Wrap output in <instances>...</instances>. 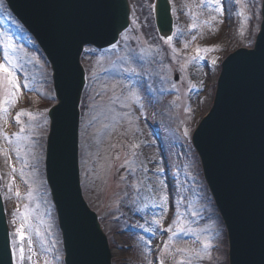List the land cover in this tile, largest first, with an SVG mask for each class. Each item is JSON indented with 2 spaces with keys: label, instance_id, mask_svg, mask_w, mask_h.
<instances>
[{
  "label": "rangeland",
  "instance_id": "1",
  "mask_svg": "<svg viewBox=\"0 0 264 264\" xmlns=\"http://www.w3.org/2000/svg\"><path fill=\"white\" fill-rule=\"evenodd\" d=\"M245 2L249 20L244 26L243 35L240 34L241 17L236 15L240 6L232 0H221L224 8L222 15H217L211 8L201 7L204 17L200 23L198 22V32L189 30L191 24L186 17L188 12L184 3L173 0L177 26L171 35L173 37L171 44L162 41L158 42L157 47L146 46L142 38L136 37L137 32L125 35L120 48L116 46L104 51H86L87 55L84 59L91 70L85 87L87 93L85 108H87L86 111L82 109L80 113L83 119L80 118L79 139L81 137L83 147L79 148L80 156H78L85 158L82 165L84 171H88L89 176L94 177L98 184H101L98 198H94V206L98 208L96 213L99 219L104 217L106 222H111L105 234L109 244L112 245L110 248L113 249L112 264H132L129 256L135 255L146 259L145 264L149 262L159 264L162 256L164 264H173L171 257L161 252L164 242L169 241L170 236L172 240L175 239V244L171 243L172 240L169 241L170 250L175 248L180 240H187L190 244H200L196 239L197 235L201 239L207 238L211 245L215 243L214 240L225 238V230L219 217L212 213L213 203L202 181L198 158L188 139L192 132L191 120L196 121L197 115L200 118L211 105L220 70L219 65L223 57L228 51L233 52L238 47H251L253 44L260 23L261 0H245ZM139 4L140 9L147 15L153 13L152 0H143ZM3 6L4 3L0 0V62L6 63L3 60L4 43L5 37H8L15 45V51L8 50V54L18 65L14 71L21 90L15 105L9 107L4 120H0V130L15 144L17 137L12 134L18 133V130L14 128L16 114L11 112L12 109L25 107L28 103L37 107L42 103L54 102V96L48 64L15 19L9 14H2ZM212 16H216L217 19L212 21ZM193 36L196 39H193ZM185 44L188 46L185 47ZM210 46L218 47L219 51L201 53L203 59L190 60V57L197 55L195 51L197 47ZM213 59L216 61L214 65ZM125 68H134L135 74L125 72ZM174 75L179 77L176 82ZM25 83L29 85L28 88L22 87ZM192 85H195V88L191 87ZM142 86L145 87V92ZM130 91L139 94V102L131 98L124 100V97L129 96ZM4 97V87L0 85V99ZM122 102L127 103L128 106L123 107ZM133 105L137 106L135 110L138 115L133 111ZM144 113L154 122L153 124ZM34 119L31 120L37 121V128L31 126L32 137L45 136V114H38ZM160 119L162 123L164 121L162 125L168 127L165 124L167 121L173 133L178 134L179 139H174L177 141L173 142L172 149H166L167 137L163 140L159 134L162 127L155 129L157 123V126H161ZM119 124L134 128L133 141L130 142L128 149L122 150L114 142L115 139H111L112 151L107 155L108 150L105 146L110 143L105 144L108 140L107 136L111 138L115 132L112 129ZM106 127L111 129L105 130ZM185 130L188 131L187 136L184 135ZM97 144L101 145V154L94 161L95 157L91 155V151L98 148ZM132 145L136 147L133 148ZM0 149L4 150L0 152V193L11 252V233L20 223L19 219L16 220V224L13 223V213L17 209L23 211L24 205L27 204L31 211L29 221L32 228L31 231L26 228L25 232L33 241V251L36 255L32 257L31 262L25 259L20 264H63L60 232L52 202L45 191L43 168H32L30 172L28 161L31 154L26 153L23 159H17L14 150L2 137H0ZM172 159L176 161V172L180 176L176 188L175 175L171 172ZM11 167H15L17 171L12 173ZM121 168L122 170H119ZM21 169L25 173L24 179L32 185L31 199L26 198L29 184L24 183V179L21 178ZM123 174H129L133 181L125 182ZM10 182L11 192L7 187ZM17 189L21 193L19 199L15 196ZM124 189L129 195L135 196V201L132 199V202L123 201L119 209L118 200ZM180 191L182 193L178 195ZM161 195L165 197L163 202L160 199ZM183 200V203L178 204ZM193 211L199 215L192 216ZM205 216L207 221L199 220ZM155 219L160 220L159 225L153 222ZM174 221L176 223H173ZM115 222H121L124 226H116ZM139 224L152 231L146 232L135 227ZM169 226L172 227L171 232L162 230V228L168 229ZM173 232L176 233L175 236L172 235ZM27 236L23 241L26 257L29 255ZM141 237L144 239L141 240ZM147 241H151L150 245L146 243ZM130 246L134 249L130 250ZM138 247L141 253L137 251ZM12 259V263L16 264L13 252Z\"/></svg>",
  "mask_w": 264,
  "mask_h": 264
},
{
  "label": "water",
  "instance_id": "2",
  "mask_svg": "<svg viewBox=\"0 0 264 264\" xmlns=\"http://www.w3.org/2000/svg\"><path fill=\"white\" fill-rule=\"evenodd\" d=\"M4 1L33 36L52 71L57 103L47 115L50 123L43 168L62 235L64 264H110L106 237L79 187L78 105L85 82L79 61L83 46L109 47L128 28V1ZM261 1L262 20L253 49H239L224 59L212 107L191 139L227 232L229 264H264ZM168 5V0H155V24L164 37L172 30ZM7 231L0 197V264H12Z\"/></svg>",
  "mask_w": 264,
  "mask_h": 264
},
{
  "label": "snow or ice",
  "instance_id": "3",
  "mask_svg": "<svg viewBox=\"0 0 264 264\" xmlns=\"http://www.w3.org/2000/svg\"><path fill=\"white\" fill-rule=\"evenodd\" d=\"M232 2H234L235 4L240 6L239 11L236 13V15L241 17L240 34L243 35L244 26L247 24V22L249 20V17L246 15L247 3L245 2V0H232ZM152 7H153V9H155L156 6L152 5ZM200 7L211 8V9H213V11L217 15H222L224 12V8L222 6L221 0H200ZM191 19L193 20V23L189 26V30L194 29L197 26L195 23V19H196L195 15H192ZM216 19H217L216 16L211 17L212 21H215ZM218 22H220V21H218ZM205 23H210V21H205ZM172 39H173V37L169 36V37L165 38V42L168 44H171ZM193 39H196V37L193 36ZM187 46L188 45L185 44V47H187ZM4 48H5V54H4L3 60L6 63L0 62V85H2L4 87L5 97H4V99H0V120H4V117L7 114L9 107L15 105V103L17 102V99H18V94L21 90V85L18 83V78H17L16 72L14 71V69L18 65L14 61L13 57L8 54V50L15 51V45L12 43L11 39L8 37H5ZM173 51H175V49ZM195 51H196L197 55L190 57L191 61L203 59L204 57L201 55V53H209V52H213V51H219V48L216 46H210V47H204V48L197 47L195 49ZM249 54H251V53H249ZM212 63H213V65L216 63L215 59L212 60ZM124 71L127 73L135 74L134 68H125ZM22 87L28 88L29 85L27 83H25V84H23ZM191 87L195 88V85H192ZM129 98H131L135 102L140 101V96L136 91H130L129 96L124 97V100L127 101ZM122 106L127 107L128 105H127V103L122 102ZM141 107H143V105H141ZM109 110H111V109H109ZM186 111H190V109H186ZM23 115H27L30 117V119H34L32 113H29L25 110H21L20 112L16 113L15 121H16V124L19 125L20 127H19V132L13 133L12 135L17 137V141L24 138L20 135L21 133H24V131H25V127L21 123V116H23ZM93 119H95V117H93ZM184 135L185 136L188 135L187 130H185ZM0 137H2L5 141H7L9 145L13 144V141L9 138V136L7 134L3 133L2 130H0ZM132 147L135 148L136 145H132ZM13 150L16 151L17 154H19V151H20L19 145L18 144L14 145ZM3 151H4L3 149H0V152H3ZM5 155L7 156L6 153H5ZM8 162L10 164V159L8 160ZM125 163H127V161H125ZM16 171H17V169L15 167H11L12 173H15ZM145 171H147V169H145ZM158 171H162V169H158ZM20 175H21V178L24 179L25 173L23 172L22 169L20 170ZM24 183L29 184V189H28V192L26 194V198L31 199L32 198V185L29 183V181L27 179H24ZM7 187H8V191L11 192L12 191V183L10 182L7 185ZM15 196L18 199L21 196V193L18 189L15 192ZM160 199L163 202L165 200V197L163 195H161ZM191 214H192V216L199 215V213H197L195 211H193ZM30 215H31V211H30L27 204L24 205L23 211L17 209V211L13 213V223L16 224V220L17 219L20 220V223L15 226L14 231L11 233V236H12V252H13V257L16 260V264H20V262L24 261L25 259H27L29 262H31L32 257L34 255H36V253L33 251V246H32L33 241L31 239V237L27 236V234L25 232L26 228L29 231H31V228H32L30 221H29ZM153 222L156 225L160 224L159 219H155ZM173 223H176V221H174ZM135 227H139L146 232L152 231V229H150V228H145V226L143 224L135 225ZM167 231L171 232L172 227L169 226ZM180 231H184V229H180ZM189 231H191V229H189ZM37 235H39V231H37ZM172 235L175 236L176 233L173 232ZM26 236H27V251L29 253V255L27 257L25 256V247L23 244V241L26 239ZM143 239L144 238L141 237V240H143ZM171 239H172V236L169 237V241H171ZM196 239L202 245L201 248H176L175 249L176 254H182L181 259L179 261H177L175 259V254L170 250L169 241L164 242V247L161 249V252L166 254L167 256L171 257L173 259V264H192V261L194 259H203L202 254H207L208 250L212 247L211 243L209 242V240L207 238L201 239V237L199 235H197ZM146 243L148 245H150L151 241H147ZM149 264H151V262H149ZM159 264H164V257L163 256L160 258Z\"/></svg>",
  "mask_w": 264,
  "mask_h": 264
},
{
  "label": "trees",
  "instance_id": "4",
  "mask_svg": "<svg viewBox=\"0 0 264 264\" xmlns=\"http://www.w3.org/2000/svg\"><path fill=\"white\" fill-rule=\"evenodd\" d=\"M134 6L137 7L135 2H134ZM43 111H45V110H43ZM27 112L32 113L33 109L32 110H28ZM21 123L25 127L24 133H21V136L24 137V138L21 139V141H15V144H12L10 146L13 149L14 145H16V144L19 145V148H20L19 154H17V152L14 151V154L17 157V159H23V157L26 156L25 155L26 153H30V154L32 153V154H34V158H36V161L38 162L39 159L41 158L40 156L42 155V147H40L41 144H42V140L39 137H37L38 139H35L34 137L31 139V137H29V136H31L32 133L30 131V129H31L30 120L28 119L27 115L21 116ZM35 126H36V124H35ZM19 127L20 126L17 125L18 129H19ZM85 175L86 174H84L83 177H82V186L81 187H82L84 195H85L84 197H86V199H87L88 203L90 204V206L94 207V201L93 200H94L95 190L92 187H90V189L87 190V188L85 186L90 185L89 183H91V182L89 181L88 178H87L88 181L86 180V176ZM127 194H128V196H127ZM125 195H126V197H125L126 201L127 202H129V201L132 202V200H131L132 197H131V195H129L128 191H126ZM122 203H123V201H122ZM121 206H120V208H121ZM117 225H121V223L119 222V223L116 224V226ZM132 249H134V247H132ZM136 249H137V251L139 253H141V249L139 247L136 248ZM130 257H131L130 261H131L132 264L145 263V259L144 258L138 257L136 255L135 256H130Z\"/></svg>",
  "mask_w": 264,
  "mask_h": 264
},
{
  "label": "bare ground",
  "instance_id": "5",
  "mask_svg": "<svg viewBox=\"0 0 264 264\" xmlns=\"http://www.w3.org/2000/svg\"><path fill=\"white\" fill-rule=\"evenodd\" d=\"M222 226H223V228H225L224 223H222ZM223 240H225V238H223Z\"/></svg>",
  "mask_w": 264,
  "mask_h": 264
}]
</instances>
